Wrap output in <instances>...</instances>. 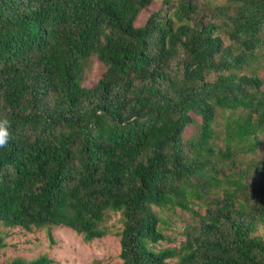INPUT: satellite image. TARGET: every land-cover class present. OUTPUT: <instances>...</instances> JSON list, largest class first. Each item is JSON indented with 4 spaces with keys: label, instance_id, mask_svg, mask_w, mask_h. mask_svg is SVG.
Here are the masks:
<instances>
[{
    "label": "trees",
    "instance_id": "1",
    "mask_svg": "<svg viewBox=\"0 0 264 264\" xmlns=\"http://www.w3.org/2000/svg\"><path fill=\"white\" fill-rule=\"evenodd\" d=\"M152 1L0 0V121L11 125L0 148V223L65 227L91 242L119 213V264H264L254 234L264 204L250 203L264 200V159L253 182L243 171L216 174L218 160L236 155L231 141L244 144L238 151L259 146L264 79L239 71L259 64L264 0H160L137 26ZM92 56L104 72L84 87ZM218 111L240 112L225 120L227 143L216 150ZM193 116L200 123L184 140ZM153 208L190 212L199 224L179 248H158L168 238Z\"/></svg>",
    "mask_w": 264,
    "mask_h": 264
},
{
    "label": "rangeland",
    "instance_id": "2",
    "mask_svg": "<svg viewBox=\"0 0 264 264\" xmlns=\"http://www.w3.org/2000/svg\"><path fill=\"white\" fill-rule=\"evenodd\" d=\"M214 5H221L226 3L227 0H211ZM161 4L160 0H153L152 3L145 8L139 15L136 25L142 26L148 16L159 9ZM264 39V31L261 33ZM229 41L224 40V45L227 46ZM259 64L254 66L245 67L239 71L240 74H246L250 71H255L259 76L264 79V47L259 50ZM258 60V59H257ZM104 68L95 56L90 57L85 64V72L82 77L81 84L84 87H92L99 80ZM264 90V86L262 87ZM240 111H236L231 115L229 111H218L214 131L215 137L210 141L211 144L217 149H224L227 139L225 133L222 131L227 118H237ZM194 117V124L186 128L184 132V140L193 136L197 131L196 125L200 123V119ZM259 143L258 148L252 152L238 151L244 144H237L231 141L233 146L232 151L236 155L232 160L225 161V163L218 160L216 167L218 171L216 174L218 178L222 175H232L233 172H245L243 178L244 183L253 182L254 177L252 170L257 163L264 159V126L261 131L256 134ZM255 138L251 137L249 143H254ZM230 161L235 163L233 168H230ZM258 185V184H257ZM227 184H222L221 188H226ZM250 195V191H247ZM221 194L220 191L213 193ZM248 197V196H247ZM240 198H242L240 196ZM250 203L264 204V200L258 196L251 199ZM192 208L200 215L205 212L204 206L191 205ZM158 215L161 223L159 228L162 233L168 238L158 244V248H179L180 244L184 241V234L190 228L199 224L197 217L192 216L190 212L181 211L178 208H153ZM104 225L107 228V235L101 239H95L91 242H85L83 237L71 229L65 227H43L32 228L26 231L19 227L9 228L0 223V237L3 239L4 247L0 250V264H9L16 259L26 262L35 260L41 256L47 257L52 261V264H119V233L122 230V221L119 213H110L106 217ZM191 231H193L191 229ZM255 235L264 238V228L261 226L255 232ZM50 236L52 240H50ZM173 261H171L172 263Z\"/></svg>",
    "mask_w": 264,
    "mask_h": 264
},
{
    "label": "clouds",
    "instance_id": "3",
    "mask_svg": "<svg viewBox=\"0 0 264 264\" xmlns=\"http://www.w3.org/2000/svg\"><path fill=\"white\" fill-rule=\"evenodd\" d=\"M10 126V122L7 119L0 121V148L6 147L8 144Z\"/></svg>",
    "mask_w": 264,
    "mask_h": 264
}]
</instances>
